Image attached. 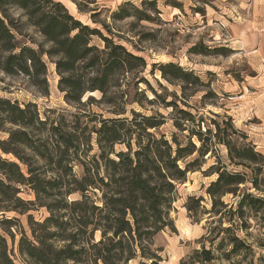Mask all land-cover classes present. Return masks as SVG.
Segmentation results:
<instances>
[{"label":"trees","instance_id":"obj_1","mask_svg":"<svg viewBox=\"0 0 264 264\" xmlns=\"http://www.w3.org/2000/svg\"><path fill=\"white\" fill-rule=\"evenodd\" d=\"M13 7L25 13L28 24L36 27L44 40L51 43L49 48L44 49L41 44L30 46L17 39L8 13ZM129 15L127 11L113 13V17L118 18ZM94 36L102 40V47L92 43ZM43 55L57 57L55 70L60 76L59 87L65 91L64 98L76 104H82L80 97L85 90H98L100 101L115 105L114 97L107 95L108 82L122 73L129 75L134 88L138 89L137 73L140 68H146L143 57L131 53L99 28L83 24L61 2L0 0V71L12 75L22 73L34 84L40 76L44 80L47 71ZM159 67L164 80L199 81L197 75L175 63L167 62ZM142 81L148 85L146 80ZM166 98L162 103L176 114L172 125L179 132H187L183 134L188 139L185 143H179L175 132L170 138L148 132L163 123L152 115L132 111L135 117L142 116L137 123L128 117H111L102 119L97 127H90L88 123L80 126L79 117L84 114L78 112L73 115L74 121L66 122L62 118L54 124L40 117L35 103L27 102L22 106L17 101L0 98V130L6 124L11 125L6 128V140L0 141V150L5 155L12 154L23 165L0 156V264H18L12 257L13 248L7 243L8 237L14 241L8 225L17 218L5 217V213L23 214L34 206L45 207L49 215L34 222L27 214L30 235L17 226L20 234L17 252L23 264H158L153 238L159 231L173 228L169 211L187 173L200 168V160L214 153L217 144L226 147L234 164L243 160L255 163L258 155L251 146L237 148L231 133L211 118L209 121L215 124L216 130L212 133L207 122L204 131L201 130L203 117L200 114L193 115L179 107L177 101ZM128 100L133 101L125 99L122 108L112 112L125 113ZM226 117L228 123L231 118ZM190 122L198 128L189 129ZM137 125L141 134H137V147L132 149L131 137L122 140L119 126L133 136ZM230 126L235 133L232 124ZM93 132L97 135L98 151L88 156ZM117 142H124L126 149L115 152L113 146ZM74 165L81 168L80 175L73 171ZM214 166L207 168H214L217 176L206 191L211 196V211L222 216V209L216 206H225L221 201L223 195L234 193L243 176ZM251 183L255 186V181ZM23 187L33 191L34 200L20 197ZM72 194L79 197L71 198ZM242 195L241 202L253 198ZM201 199L199 196L197 200ZM187 209L191 210L190 206ZM97 231L100 238L94 241ZM77 236L82 238L76 239ZM199 254L201 262H211L214 258L211 250L204 246Z\"/></svg>","mask_w":264,"mask_h":264},{"label":"rangeland","instance_id":"obj_2","mask_svg":"<svg viewBox=\"0 0 264 264\" xmlns=\"http://www.w3.org/2000/svg\"><path fill=\"white\" fill-rule=\"evenodd\" d=\"M54 1L61 2L83 24L99 28L131 53L143 57L146 68H140L137 73L138 89L134 88L129 75L121 73L107 85V95L114 97L115 105L100 101L101 92L98 90H85L80 97L82 104L68 102L64 98L65 91H61L58 84L60 76L55 70L57 57L43 55L47 71L44 80L40 76L34 84L22 73L12 75L0 71V98L17 101L22 106L27 102L35 103L40 117L48 119V122L54 121V124L63 119L72 122L75 120L73 115L78 112L84 114L79 117L80 126L88 123L90 127H97L102 119L111 117H128L137 123L142 118L140 115H152L163 123L148 129V132L156 136L164 134L165 138H170L175 132L181 144L187 142L188 139L183 136L187 132H179L172 125L176 114L170 106L165 107L162 103L165 97L166 100L177 101L179 107L188 109L193 115L200 114L203 131L207 127L206 122L212 133L216 130L210 118L220 123L221 128L231 133L237 148L251 146L257 151L255 163L243 160L234 164L226 147L217 144L214 153L204 156L200 160V168L189 171L183 184L178 186L169 211L173 228L155 234L153 248L159 256L158 264H264V53H259L257 46L251 45L253 41L247 43L246 37L241 38L244 31L262 36L264 27L252 24L250 19L254 14L250 0ZM119 11H127L130 15L113 17V13ZM8 13L16 28L13 33L17 39L34 47L37 44L44 49L51 46L36 27L28 24L27 16L21 9L13 7ZM32 41L35 43L32 44ZM92 43L100 47L103 45L96 36L92 38ZM167 62L193 72L199 81L164 80L159 65ZM142 80H146L148 85ZM89 97L93 100H88ZM127 98L133 101L126 103V112L121 115L113 113L112 110L122 108V101ZM132 111L140 115L135 117ZM226 116L231 118L228 123ZM230 124L235 133H232ZM10 126L6 124L0 130V141L6 140V128ZM137 126L133 136L125 127L119 126L122 140L131 137L132 149H136L137 134H141L140 126ZM197 128L196 124L189 123V129ZM78 134L82 137L80 129ZM96 137L93 132L90 140L92 149L88 156L98 151ZM194 141L199 144L197 139ZM113 149L115 152L125 150L126 146L124 142H117ZM0 156L20 164L10 153L5 155L0 150ZM110 156L115 157L114 154ZM211 164L225 172H237L243 176L234 193L223 195L221 201L225 206H216V209H222V216L211 211L212 200L206 191L217 176L214 168L207 169ZM20 166L23 167L22 164ZM80 169L74 165L73 171L80 175ZM251 181H255V186ZM242 194L253 198L248 197L241 202ZM199 196L201 200H197ZM20 197L34 200V193L23 187ZM70 197L78 198L79 195L72 194ZM27 214L34 222L42 221L49 215L41 206H34L23 214L5 213V217L17 218L8 225L14 241L8 237L7 243L13 248L12 257L18 264L23 263L17 252L20 237L17 226L20 225L30 235ZM221 227L228 229L222 230ZM81 238L77 236L76 239ZM93 238L97 241L100 231L95 232ZM202 246L211 250L214 256L211 262H201L199 252ZM195 250H198L197 254Z\"/></svg>","mask_w":264,"mask_h":264},{"label":"crops","instance_id":"obj_3","mask_svg":"<svg viewBox=\"0 0 264 264\" xmlns=\"http://www.w3.org/2000/svg\"><path fill=\"white\" fill-rule=\"evenodd\" d=\"M249 5L253 7L254 15L250 19L252 21V24L264 27V0H250ZM243 37H246L247 43L253 41L251 45L257 46L256 50L259 53H264V35L260 36L253 31L247 34V32L244 31L241 38Z\"/></svg>","mask_w":264,"mask_h":264}]
</instances>
